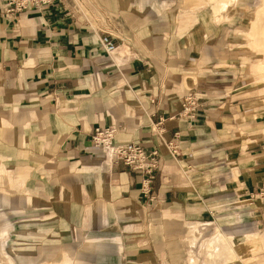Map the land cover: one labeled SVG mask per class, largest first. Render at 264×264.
Returning <instances> with one entry per match:
<instances>
[{"label":"crops","instance_id":"1","mask_svg":"<svg viewBox=\"0 0 264 264\" xmlns=\"http://www.w3.org/2000/svg\"><path fill=\"white\" fill-rule=\"evenodd\" d=\"M3 3L0 235L24 242L44 225L84 245L108 232L115 264H234L252 247L234 236L249 233L264 253V93L249 83L251 70L264 80L262 56L251 65L242 46L260 7L252 19L246 0H64L14 19ZM190 91L197 120L171 117ZM100 125L160 149L152 196L94 147Z\"/></svg>","mask_w":264,"mask_h":264},{"label":"rangeland","instance_id":"2","mask_svg":"<svg viewBox=\"0 0 264 264\" xmlns=\"http://www.w3.org/2000/svg\"><path fill=\"white\" fill-rule=\"evenodd\" d=\"M209 2V0H204ZM212 2L219 3L222 6L228 3L235 4L237 0H211ZM250 4V11L253 13L252 19H254L255 11L256 12V20L251 22L250 29L243 36L244 43L242 46L244 48H251V58H249V64H255L260 60V71L263 74L264 79V27H260L261 23H264V11L262 4L264 0H246ZM219 2V3H218ZM216 5V4H215ZM224 6V5H223ZM222 6V7H223ZM262 9V10H261ZM251 13V14H252ZM260 27V28H259ZM259 30V32L257 31ZM250 39V43L249 40ZM247 40V44L246 41ZM249 65V67L251 66ZM251 72V73H250ZM249 72L251 83L250 88L259 87L261 92L264 93V80H260L258 75L252 70ZM31 204V203H30ZM32 205V204H31ZM35 220L34 217H30L29 221ZM26 228V241L18 242L16 236H12L9 233L4 235H0V264H97L98 260H102V256L105 258L106 262L110 264H115L117 260V256L115 253L117 252L113 243H118V239L112 234L105 233H90L84 236V245H81L82 238H75V241H72L70 238H66L62 236V239L56 237H51L48 229H45V226L42 225L43 229H39L38 233L33 234L36 228H33V225H28ZM238 239L237 244L235 245V249L237 250V245L240 241L248 242L252 245L250 251H241L237 250L239 256L234 258V264H238L239 260H243L246 264H257L260 263L262 259H264V253L257 246L259 243L258 235L249 233L245 239H240L238 236H234ZM56 240L58 241V249H49V242ZM78 241V242H77ZM102 242L104 245H108L110 249L100 250L98 251V247H103L104 245H97ZM66 243H69V246L76 247L74 251H66L64 250V246ZM83 248V249H82ZM85 248V250H84ZM88 249V250H87ZM215 258V257H214ZM232 259V258H230ZM111 261V262H110Z\"/></svg>","mask_w":264,"mask_h":264},{"label":"built area","instance_id":"3","mask_svg":"<svg viewBox=\"0 0 264 264\" xmlns=\"http://www.w3.org/2000/svg\"><path fill=\"white\" fill-rule=\"evenodd\" d=\"M5 14L14 19L26 12L42 13L45 9L63 4L64 0H3ZM103 48L110 53L116 49V44L108 35L100 39ZM202 102L195 91H190L184 98L181 110L171 117H184L191 121L199 117V107ZM161 119L156 125H162ZM163 129H160V132ZM116 125L98 126L95 128L92 140L95 148L102 150L112 161H122L130 168L142 174L141 190L145 196H152L155 173L160 165V149L154 148L148 152L144 146L133 140H120L117 138ZM173 152L177 153L176 146L168 142Z\"/></svg>","mask_w":264,"mask_h":264},{"label":"bare ground","instance_id":"4","mask_svg":"<svg viewBox=\"0 0 264 264\" xmlns=\"http://www.w3.org/2000/svg\"><path fill=\"white\" fill-rule=\"evenodd\" d=\"M224 240L221 239V237H218L216 239H214V242H223Z\"/></svg>","mask_w":264,"mask_h":264}]
</instances>
